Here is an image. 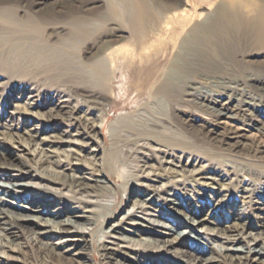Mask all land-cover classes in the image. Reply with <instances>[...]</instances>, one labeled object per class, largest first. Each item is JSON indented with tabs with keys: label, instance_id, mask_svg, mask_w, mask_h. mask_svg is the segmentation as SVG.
<instances>
[{
	"label": "bare ground",
	"instance_id": "bare-ground-1",
	"mask_svg": "<svg viewBox=\"0 0 264 264\" xmlns=\"http://www.w3.org/2000/svg\"><path fill=\"white\" fill-rule=\"evenodd\" d=\"M0 79L14 83L12 92L28 83L37 84L39 88H65V94L72 101H61L58 96L51 106L28 103L33 108L28 113L34 111L41 115L39 108L48 107L47 121L60 118L62 113L69 116L73 120L70 126L76 131L74 140L79 141L71 147L74 152L66 155L63 152V162L55 157L57 148L44 138L41 139L44 147L36 148L39 134L45 130H27L23 123L13 122L15 133L9 137V141L14 142L11 147L33 153L35 163L43 167L41 176L50 182L68 186L78 193H107L113 195L115 201L114 206L104 207L107 212L87 211L69 207L59 201L61 195L47 192L43 187L0 183V230L22 232L25 227L28 232L43 235L48 232L41 230V226L55 228V219L65 215L59 232L69 233L64 226L69 225L82 237L68 239L64 246L78 241L87 242L89 246L96 244L109 264H118L113 261L178 264L164 259V253L186 264H264V259L260 260L264 257L263 246L258 249L249 245L235 246L239 240L230 237L234 232L245 234L246 228L251 226L246 215L238 217V223L226 226L208 218H197V210L188 217L169 207L182 217L186 228H190L186 231L180 229L181 223L168 226L152 222L174 234L170 240L161 239L136 221L130 224L131 231L124 230L119 224L125 215L103 232L107 237L138 248L114 246L100 242V238L96 242L83 238L86 225L92 226L93 235L105 221L116 219L120 199L127 198H120L114 181V188L107 185L121 175L116 168L119 143L135 145L144 139L201 158L216 154L234 157L246 162L242 165L243 174L254 176L264 186V105L256 103L255 96L237 90L242 84L248 85L261 92L259 102L264 103V0H0ZM41 80L44 82L39 83ZM116 97L120 99L122 112L112 119L109 111ZM31 120L28 115L26 121ZM105 127L109 130L107 137L102 133L99 138ZM123 132L135 138H126ZM59 139L62 141V137ZM89 143L94 147L91 156L97 158L98 164L81 162L79 154ZM33 146L35 148L31 149ZM4 155L0 148V157ZM73 162L72 170L79 176H67L58 171ZM3 165L5 169L20 170L13 164ZM134 165L138 171L135 176L151 179V175L156 180L164 175L161 173L164 166L154 157L144 155L136 159ZM186 166L182 163L170 167L169 173L177 177L187 173L198 186L225 190L222 174L202 165L196 168L192 164L190 170ZM90 176H94L92 180ZM238 183L242 191L264 199L263 194H255V189L259 188L256 183L251 185L245 180ZM151 192L156 195L130 193L131 208H159L160 199L167 207L190 205L181 203L177 196L163 198L156 190ZM221 202L227 205L229 200ZM196 207L203 211L209 204ZM16 209L29 213L23 215ZM125 214L136 217L129 211ZM80 218L83 223L78 221ZM262 222L258 234L264 239V220ZM193 226L225 236L229 246L205 252L204 243L199 239L204 238L197 236L199 231ZM254 234L247 233L252 238ZM55 247L41 242L35 253L36 261L32 257L34 263L29 264H53L55 257L48 253Z\"/></svg>",
	"mask_w": 264,
	"mask_h": 264
},
{
	"label": "rangeland",
	"instance_id": "rangeland-1",
	"mask_svg": "<svg viewBox=\"0 0 264 264\" xmlns=\"http://www.w3.org/2000/svg\"><path fill=\"white\" fill-rule=\"evenodd\" d=\"M41 81L39 83L44 82L43 80ZM13 84L14 83L9 84L7 80L0 79V148L2 151H4L5 154L3 157H0V183L8 184V185L14 183H24L36 187H43L47 192L54 191L53 193H56L55 195L58 194L59 196L61 195L62 198L59 201L66 202L67 205L72 208L78 207L87 211L98 210L105 212L106 210L104 207L114 206L115 201L113 195L107 193L105 195V193H102L100 191L95 193L73 192L68 186H61L60 184L50 182L49 180L41 176L40 171L42 170L43 167L35 163V160H33L32 157L33 153H31L30 151L28 152V150H22V148L17 149L11 147V144L14 142H10L9 137L10 134L15 133L12 127L13 123H23L24 125L23 127H25L27 130L34 128H37L39 130L40 129L45 130L44 132H41L39 134V137L37 139V143L39 144L36 146V148L44 147V144H42L41 141V139L44 138V140H46L45 142L57 148V155H55V157L56 158L60 157V160H62L63 162L65 161V159L63 158L64 154L66 155L67 153L74 152L71 147L79 143V141L74 140L76 139L75 138L76 131L72 130V127L70 126V122L73 120H71V118L66 114L62 113L63 116L57 118L54 121L52 120L47 121L46 117H47V111H49L48 107L39 108L40 110L38 113L41 114L42 116L33 113L34 111L32 113H28L30 112L31 109H33L30 105L45 104L46 106L47 105L51 106L54 105V103H56V99L58 96H60L59 99L61 101H65V100L72 101V99H70L67 96V94H65L66 91L64 87L61 88L60 86L58 89L55 90L52 88H46L45 86L39 88L37 87V84L28 83L23 87L18 85L20 87H18L16 91L12 92ZM231 86L233 87L234 84H231ZM237 90L238 92H242L243 94H247L253 97L255 96L256 100L254 101L258 104H262V106L264 105V103L259 102L260 101L259 99L261 97V92H256L252 90L251 87L245 84L238 86ZM128 96L131 97L130 95ZM119 102L120 99L116 97L115 103L112 105L111 111H109L110 117L112 119H114L117 115H119L122 112L121 104ZM28 103H30V105H28ZM127 106H129V104ZM25 109H27L28 111H25ZM141 112L146 114V111L144 109H142ZM27 114L31 116L33 120L27 122L26 121L28 117ZM67 130L69 131V133H66ZM61 132H63L62 135L59 134ZM177 132L184 134L182 130H178ZM102 133L104 136L107 137L109 133L108 128L105 127L103 129V131L99 134V138H102L101 135ZM126 133L125 132L122 133L124 137L126 138L130 137V139L135 138L131 135V133L128 134ZM185 136H187V134H185ZM60 137H62V141L61 139H59ZM107 142H109V140H107ZM120 144L121 143H119L118 145L119 159L117 160L118 163L116 164V168H117V173L121 175L119 179H113L109 181L107 185L110 186L111 188H114V184L112 182L114 181L115 185L117 184V187L120 190L119 193L120 198L122 196L124 197L126 196L127 198H125L124 200H122V198L120 199L122 205H120L119 202V205L117 207V212L115 213V217L117 218L114 219L113 221H108V222L105 221L102 225V228H97V230L96 229L94 230L95 233H93V235H92L93 232L92 226L86 225V230L84 231L83 238L88 240V242L92 240L96 242V240L99 241L100 238V242L110 243L113 244L114 246L123 247V248L126 247L138 248V246H132L127 242H122L112 237H107V233L103 232L106 230V228L109 225L115 223L118 220L120 222L121 217L123 215H125V217L124 219L121 220L119 225L124 230L131 231L132 225L130 224H133L134 223L133 221H136L138 224H140V226L153 231V233H155L156 236L159 235L161 239L170 240L173 238L174 234L173 235L169 234L166 229L158 225H154L152 224V222H156L161 225H168V226H174V224L176 223H181L180 229H186V231H189L190 228H186V225H184V222H182L181 219L182 217L180 218L178 214L169 210V207H173V209H176L177 211H181L183 215H187L188 217H192V212H196L197 210V216H198L197 218H208L211 221L220 222L226 226L227 225L230 226L238 223V219H240L238 217L242 218L243 216L246 215L248 218L247 220L250 221L251 226L246 228L245 234L243 235H238L237 232L232 233V236L230 237L232 239L239 240V242L236 243L235 246L242 245L243 247H245L246 245H249V247H256L257 249L262 246L264 247V239H262V236L258 234L260 229H262L261 228L263 223L262 221L264 220L262 219L264 217V199H260V198L257 199L255 197H252L253 195H251L249 192L247 193L242 191L238 183L239 181H244V180L245 182L250 183L251 185L258 182V180L254 178V176L250 177V175L248 174L245 175L242 173L243 172L242 165L246 163L245 161L236 159L234 157L221 156L218 154L210 155V157L205 156L201 158L195 154H189L187 152L181 153L176 150H171L169 148H165L163 146L154 144L144 139L138 141L135 145L133 144L124 145L123 143L121 145ZM92 147L93 145L89 143V146L79 154L82 159L81 162H85L83 164L86 163L98 164L97 158L95 157L93 158V156H91L92 155L91 150L94 148ZM160 147H162L163 149ZM32 148H35V146L31 147V149ZM125 154L127 155L129 154V155L127 156ZM144 155L154 157L162 163V165L165 168V170L161 171V173L164 174L162 178L154 180V178L151 175H149V177L152 179L151 180L149 178L145 179L140 176L139 177L135 176L138 173L134 165L135 160L140 157H143ZM124 156H126L127 158ZM215 156H219V158ZM3 163L13 164L14 168H18L20 170L5 169L6 167H4L5 165H3ZM76 163L79 164L80 162H76ZM182 163L187 164L186 169L189 170L193 169L192 164L193 165L195 164L196 168L202 165L207 169L215 170L216 172H218V174H222L224 179V180L222 179V181L225 183V188H224L225 190L217 191L216 186L213 188L208 186L207 189L205 187L203 188L202 186H198V184L192 181L190 177L188 178L187 173L185 174L184 177H180V176L177 177L178 175L173 173L172 175L171 173H169V169L181 165ZM23 164L27 165V167L22 168L21 165ZM72 166H74V162L72 165L63 166L58 171L67 174V176H79L80 174L76 170H72ZM121 168L124 169L125 171L123 172ZM120 170L122 173L120 172ZM127 170L130 172L128 173ZM93 177L94 176H90L91 180L93 179ZM178 178H181V180ZM172 179L174 180V182L172 181ZM91 180H89L90 184L93 183ZM256 186H258L259 188L255 189L256 192L255 194L264 195V186L259 184V182L256 183ZM153 190H156L158 194H160L163 198L164 197L173 198L177 196V198L180 199L181 203L188 202L190 205L186 208L181 206H171V205L167 207L165 204H162V200L160 199L159 208L155 206H149V207L143 206L142 208H139V206H135L134 208H131L132 197L130 196V193L144 192V194H150L149 197H152L156 195L155 192L154 193L151 192ZM223 199L229 200L230 204L227 203L226 205V203H222L221 200ZM202 203L209 204V208L201 211L200 208L196 207V205L200 206L202 205ZM23 204L26 205V203ZM215 205H217L216 208ZM16 210H18V212H20L23 215L29 213L27 210H23V211L22 210L20 211V209H16ZM127 211H129L130 214L131 213L135 214L136 217L130 218L127 214H125ZM65 218H66L65 215H62L58 219H55L56 222V224H54L55 228H50L48 226H44V227L41 226L42 228L41 230L43 231L45 230L48 232L43 235L33 234L31 232H28L27 228L25 227L23 228L22 232L0 230V264H29L30 262L34 263L32 261V257L36 261L35 256H37L36 255L37 247L41 244V242L47 244L48 243L53 244L56 246L53 250L49 251L48 253L49 255H53V257H55L56 261L53 260V264L69 263V262H71L72 264H89V263L109 264V261L105 259L104 256H101V252L98 249H96V244L94 246L93 244L89 246L88 244H85L87 242L76 241L77 243L75 245H70L67 247L64 246V244L68 239L78 240V238L82 237L80 233H76V229L74 227H71L69 225H64L69 230V233L59 232V227L62 224L61 222H64L62 220H64ZM78 221L83 223L82 222L83 219L81 218ZM25 225L30 226L29 224H25ZM207 225L211 226V224H207ZM189 226L192 225L189 224ZM193 228L197 232L199 231V235L197 236L199 237L203 236L204 239L202 238L199 239L201 242L204 243V245H202V248L205 252H208L210 249L217 250L219 249V246L223 250L224 248L228 247L230 244L227 241V239H225V236L221 234H217L211 231H206L204 229L199 228L198 226L195 227L193 226ZM248 231L255 233L253 238H256V240L247 235ZM192 235L194 234L192 233ZM73 243H75V241H73ZM163 256L164 259L171 261L172 263L175 261L178 264H186L184 263L183 260L179 258L176 259L170 253H164ZM262 259H264V257L260 258V260ZM113 262L118 264H130L126 262L125 263L123 262L119 263L115 261ZM211 264H219V263H211ZM250 264H261V263L258 262V263H250Z\"/></svg>",
	"mask_w": 264,
	"mask_h": 264
}]
</instances>
